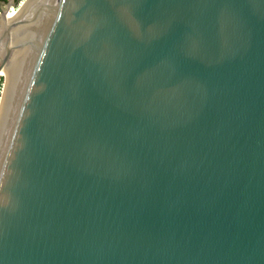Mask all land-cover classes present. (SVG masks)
Listing matches in <instances>:
<instances>
[{
  "label": "water",
  "instance_id": "water-1",
  "mask_svg": "<svg viewBox=\"0 0 264 264\" xmlns=\"http://www.w3.org/2000/svg\"><path fill=\"white\" fill-rule=\"evenodd\" d=\"M0 264H264V0H34Z\"/></svg>",
  "mask_w": 264,
  "mask_h": 264
},
{
  "label": "bare ground",
  "instance_id": "bare-ground-1",
  "mask_svg": "<svg viewBox=\"0 0 264 264\" xmlns=\"http://www.w3.org/2000/svg\"><path fill=\"white\" fill-rule=\"evenodd\" d=\"M34 0H21L16 7H9L0 11V23L4 26H0V37L4 33L3 38L6 41L0 40V60L6 52V47L11 42L12 49L9 56L6 59L4 66L0 69V74L5 75V81L9 70L11 58L15 51L18 39L22 32L28 13L31 9ZM6 27V30L5 28ZM5 30V32H3Z\"/></svg>",
  "mask_w": 264,
  "mask_h": 264
},
{
  "label": "rangeland",
  "instance_id": "rangeland-1",
  "mask_svg": "<svg viewBox=\"0 0 264 264\" xmlns=\"http://www.w3.org/2000/svg\"><path fill=\"white\" fill-rule=\"evenodd\" d=\"M20 1L21 0H5V1L0 0V8L1 10H4L9 7H16ZM4 80H5L4 73L0 74V95H1V90H2V85H3Z\"/></svg>",
  "mask_w": 264,
  "mask_h": 264
},
{
  "label": "trees",
  "instance_id": "trees-1",
  "mask_svg": "<svg viewBox=\"0 0 264 264\" xmlns=\"http://www.w3.org/2000/svg\"><path fill=\"white\" fill-rule=\"evenodd\" d=\"M3 1H5V0H3Z\"/></svg>",
  "mask_w": 264,
  "mask_h": 264
}]
</instances>
